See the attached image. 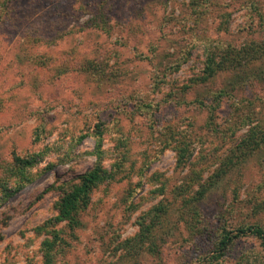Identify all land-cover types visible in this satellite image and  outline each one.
<instances>
[{
  "label": "rangeland",
  "instance_id": "1",
  "mask_svg": "<svg viewBox=\"0 0 264 264\" xmlns=\"http://www.w3.org/2000/svg\"><path fill=\"white\" fill-rule=\"evenodd\" d=\"M262 40L264 0H0V170L14 152L39 157L35 181L4 204L0 196V264L44 263L50 236L39 230L57 216L61 188L94 168L98 124L113 178L92 192L77 229L54 227L66 240L56 264H212L222 230L264 229V147L245 160L233 153L252 126L264 127V57L186 89L206 42ZM221 91L209 129L198 101ZM177 139L192 150L185 169ZM230 157L236 166L194 204L195 219L185 200ZM158 205L168 210L156 227L159 253L130 255L122 245ZM249 251L264 252L251 234L213 264Z\"/></svg>",
  "mask_w": 264,
  "mask_h": 264
},
{
  "label": "trees",
  "instance_id": "2",
  "mask_svg": "<svg viewBox=\"0 0 264 264\" xmlns=\"http://www.w3.org/2000/svg\"><path fill=\"white\" fill-rule=\"evenodd\" d=\"M200 3L197 5L199 6ZM105 15V14H103ZM106 20V19H105ZM107 25V21L101 25ZM98 26V25H97ZM99 26V27H101ZM104 29V28H103ZM192 48L188 45L186 48L181 50L182 57H189ZM204 67L200 74L191 80L188 88H194L195 86L206 84L212 79L216 78L220 73L233 72L238 67L249 63L253 60H258L264 57V40L262 42H253L244 47H234L232 45H222L215 41H208L205 43L204 50ZM184 63H177L173 70H180V67ZM239 77V73L236 74ZM235 75V76H236ZM233 81H236L233 80ZM225 91L212 94L210 102H198L202 107H205L209 112V121L207 123L208 128L212 129L216 127L215 113L221 106V101L225 96ZM252 120V119H251ZM247 121V120H246ZM246 124H253V121L248 119ZM103 136L104 131L102 124L96 126V149L94 156L97 161L93 169L80 177L78 183L66 184L61 188L62 195L60 200L55 204L57 210V216L50 219L40 228V233L45 231L47 233L46 239L42 242L41 252L44 259L43 264H56L58 255L62 247L66 244L64 239V230H56L54 227L65 223L66 226L74 231L81 224V214L90 206L92 192L105 183L106 181L113 178V174L104 169L102 161L105 156L103 149ZM176 145L172 146V149L177 153L178 167L185 169L189 160L192 157V150L188 141L184 139H177ZM264 147V127L252 126L248 131L247 136L235 147L233 153L236 155L237 152H241L240 160H245L250 155ZM237 156V155H236ZM38 155L28 154L26 156L12 153L11 164L2 167L0 170V196L1 203H6L12 200L17 194L23 191L28 185L32 184L33 179L31 170L36 167L39 163ZM236 166L233 159L230 157L222 164L221 168L214 174L211 184L199 183V190L195 196H191L185 200L184 210L186 209L190 215L198 218L199 213L197 212L195 203L201 201L206 193L217 183L225 177L227 172L231 171ZM192 183V181H190ZM168 213L167 208L163 205H158L151 209L147 214L146 218L140 219L139 226L140 232L136 237L124 242L122 247L129 251L130 255L137 256L139 251L147 249L151 253H159L160 245H158L159 236L157 234V228L161 222L162 217ZM253 235L260 239L264 249V229L256 226H248L238 228L234 231L222 230L220 234L213 240L210 254L207 256L208 261L212 264L213 262H221L222 259L229 254L228 252L235 245L236 241L247 235ZM155 240V241H154ZM164 238H162V241ZM161 241V242H162ZM251 251L246 252L242 255L240 261L237 264H264V252L262 254L256 253L252 261Z\"/></svg>",
  "mask_w": 264,
  "mask_h": 264
}]
</instances>
